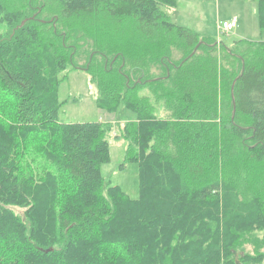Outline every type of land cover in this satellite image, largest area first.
<instances>
[{"label": "trees", "instance_id": "trees-1", "mask_svg": "<svg viewBox=\"0 0 264 264\" xmlns=\"http://www.w3.org/2000/svg\"><path fill=\"white\" fill-rule=\"evenodd\" d=\"M176 3L0 0V86L17 100L0 120L14 133L0 139V264L264 261V41L201 37L173 22ZM69 67L101 110L133 113L117 129L139 199L101 173L108 122L59 121Z\"/></svg>", "mask_w": 264, "mask_h": 264}, {"label": "rangeland", "instance_id": "rangeland-1", "mask_svg": "<svg viewBox=\"0 0 264 264\" xmlns=\"http://www.w3.org/2000/svg\"><path fill=\"white\" fill-rule=\"evenodd\" d=\"M164 8L168 13L171 12L170 14L174 11L172 20L179 26L191 28L198 34L222 41L225 45H231L240 39L264 41V31L261 29L258 13V0H177V6L173 10ZM232 19L238 21V27L230 33H220L218 24ZM245 49L247 47H241L239 50ZM216 53L221 59L226 56L225 50L220 46ZM63 74L65 77L58 93L61 103L58 113L59 121L63 123L108 122L113 128L109 133L110 160L102 165L101 173L113 185L119 186L131 199H139L141 196L140 167L137 162L125 161L127 141L117 129V126L125 121L133 119V113L122 109L114 113L101 110L97 105L98 89L85 70L69 67ZM144 93L147 94L146 91ZM16 104L17 100L6 94L0 86V120L3 125L13 121ZM158 113L166 115L163 110H159ZM11 132L5 130L0 139L6 144L12 143L14 133ZM36 142L38 143V141L34 143ZM37 151L32 145L31 150L27 151V158L38 156ZM14 210L16 213L23 212L18 207H14ZM247 250L253 253L255 249L247 246ZM6 251L5 246L0 247V258L9 254H6ZM261 264H264V261Z\"/></svg>", "mask_w": 264, "mask_h": 264}, {"label": "built area", "instance_id": "built-area-1", "mask_svg": "<svg viewBox=\"0 0 264 264\" xmlns=\"http://www.w3.org/2000/svg\"><path fill=\"white\" fill-rule=\"evenodd\" d=\"M238 25V21L236 19L227 20L220 22L218 25V30L220 33H230L232 32Z\"/></svg>", "mask_w": 264, "mask_h": 264}, {"label": "crops", "instance_id": "crops-1", "mask_svg": "<svg viewBox=\"0 0 264 264\" xmlns=\"http://www.w3.org/2000/svg\"><path fill=\"white\" fill-rule=\"evenodd\" d=\"M177 6V3H176V5H175V7ZM175 7H170V10H173ZM167 9H169V8H167ZM173 12L174 11H172V14H173ZM171 13V12H170ZM169 13V14H170ZM172 14H170L171 16H172V19H173V15ZM174 22V21H173ZM175 23V22H174ZM176 25H179L178 23H175ZM219 25V24H218ZM184 27V26H183ZM237 27H238V25H237ZM200 35V34H199ZM201 37H204V36H202V35H200ZM217 42H222V41H218V40H216ZM237 41H235L234 43H232L231 45H228V46H233L235 43H236Z\"/></svg>", "mask_w": 264, "mask_h": 264}, {"label": "water", "instance_id": "water-1", "mask_svg": "<svg viewBox=\"0 0 264 264\" xmlns=\"http://www.w3.org/2000/svg\"><path fill=\"white\" fill-rule=\"evenodd\" d=\"M51 250H52V248H49V249H47L46 251L49 252V251H51Z\"/></svg>", "mask_w": 264, "mask_h": 264}]
</instances>
